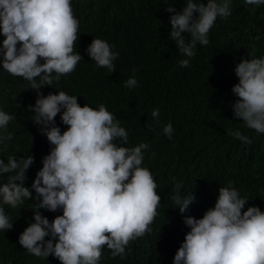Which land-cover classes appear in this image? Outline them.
I'll use <instances>...</instances> for the list:
<instances>
[{
	"label": "trees",
	"instance_id": "16d2710c",
	"mask_svg": "<svg viewBox=\"0 0 264 264\" xmlns=\"http://www.w3.org/2000/svg\"><path fill=\"white\" fill-rule=\"evenodd\" d=\"M194 2L207 4L208 0ZM168 3L181 11L187 0H71L79 21L74 54L83 58L73 72L39 90L45 96L64 91L77 96L81 106L88 104L94 109L103 104L129 134L125 145L120 139L114 141L118 146L149 145L141 167L147 168L157 182L161 197L157 215L150 231L130 241L124 255L113 257L104 245L98 264H174L175 254L190 231L185 217L199 219L214 208L221 186L231 184L248 200L242 211L250 206L264 211V134L234 116L238 97L232 91L239 82L236 65L242 59H264V4L230 0L231 15L217 17L208 34L209 44L197 43L190 65L182 67L179 61L186 57L170 38L174 13L166 10ZM183 35L186 40L191 38L190 33ZM4 38L0 32V47ZM94 38L107 41L118 53L113 61L115 72L98 67L89 56L87 48ZM2 59L0 55V110L15 118L6 129H0V134L12 133L11 140L0 144V159L7 163L10 156L19 160L30 155L34 163L24 181L33 197L16 208L0 202L13 223L11 229L0 230V264H62L54 255L37 257L19 244L20 234L35 222L38 201L32 183L54 145L32 119L34 111L29 105H35L37 90L5 71ZM133 75L137 86L125 87ZM157 108L159 123L151 116ZM61 115L58 113L55 123L63 133L68 126ZM168 123L173 126L172 138L163 132ZM229 130L240 131L252 143H243ZM5 182L7 174L0 176V185ZM177 182L182 184V197H194L184 213L174 208L177 205L172 200ZM39 211L50 222L63 214L62 209ZM48 239L50 235L45 241Z\"/></svg>",
	"mask_w": 264,
	"mask_h": 264
},
{
	"label": "clouds",
	"instance_id": "9594fccd",
	"mask_svg": "<svg viewBox=\"0 0 264 264\" xmlns=\"http://www.w3.org/2000/svg\"><path fill=\"white\" fill-rule=\"evenodd\" d=\"M245 3L258 6L264 0ZM168 4L166 10L174 13L170 17V38L186 57L180 65L188 67L197 43L209 44L208 34L217 17L231 15L230 0H208L207 4L187 0L181 11ZM78 28L71 0H0V32L5 37L0 47L2 68L37 90L35 105H29L34 111L32 119L54 145L32 183L38 201L35 222L20 234L19 244L37 257L54 255L62 264H98L104 245L113 257L122 256L130 241L150 231L161 197L153 175L141 167L149 145L118 146L114 141L120 139L125 145L129 134L105 105L94 109L88 104L81 106L77 96L64 91L46 96L39 91L73 72L83 58L80 53L74 54ZM184 33H190L191 38L186 40ZM87 52L98 67L116 71L113 61L118 53L107 41L94 38ZM235 74L239 82L232 89L238 97L234 116L264 134V59H242ZM137 83L133 75L125 87L135 88ZM61 112V121L68 126L63 133L55 123ZM151 116L159 123L160 110L154 109ZM14 118L0 110V129H6ZM163 132L172 138V124L165 125ZM229 134L252 143L238 130H229ZM11 139L10 132L0 134V144ZM33 163L30 155L19 160L10 156L7 163L0 159V176L7 174V182L0 185L2 204L16 208L33 197L32 190L24 185ZM174 187V208L184 213L194 197L180 195L181 183ZM247 201L231 184L221 186L214 208L199 219L185 217L190 231L175 254L174 264H264V211L258 206L242 211ZM39 209H62L63 214L50 222ZM12 227L0 207V230ZM49 235L51 239L45 241Z\"/></svg>",
	"mask_w": 264,
	"mask_h": 264
}]
</instances>
